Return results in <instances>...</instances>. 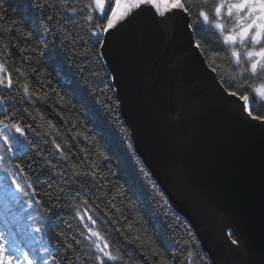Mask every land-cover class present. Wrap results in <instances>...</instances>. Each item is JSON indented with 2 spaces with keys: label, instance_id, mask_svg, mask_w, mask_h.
<instances>
[{
  "label": "trees",
  "instance_id": "16d2710c",
  "mask_svg": "<svg viewBox=\"0 0 264 264\" xmlns=\"http://www.w3.org/2000/svg\"><path fill=\"white\" fill-rule=\"evenodd\" d=\"M87 2L69 0L77 9L83 8ZM4 11L5 26L19 21L22 31L3 38V43L9 44L11 55L0 47V61H7L11 70L35 67L37 73H43L32 74L31 88L38 94L49 93V99L46 103L37 101L31 104L27 99L21 103L22 78L7 93L14 99L0 105V111L15 104L19 114L34 126L35 131L29 132L28 136L35 146L27 153L12 156L0 141V156L3 157L0 176L5 175V170L16 172V165L31 175L44 169L42 179L36 185L39 193L36 199H41L45 207L61 202L65 204L55 209L56 214L51 216L47 233L53 251L59 253L57 259L61 264H65L62 258L66 255L71 257V264H95L94 260H83L89 241L80 233L87 232L75 218L71 207L78 201L69 193L80 191L78 186L81 183L90 189L87 194L90 202L94 201L100 209L108 212L107 215L104 211L90 213L97 221L93 227L106 236L110 234L129 254L124 264H160V259L151 255L149 245L162 254V259L174 260L175 264H180L188 250L193 251L195 264H213L193 227L173 209L136 152L96 39L91 38L86 46L92 50L88 57L80 54L85 46L76 37L79 34L83 39H89L87 22L82 19L88 10L85 8L83 13L78 11L73 16L59 0H5ZM49 16L53 17L51 21ZM61 24L67 34L59 31ZM29 31L33 35L26 38ZM192 37L212 46L214 51L220 50L217 36L197 33ZM17 92H20L19 96ZM2 96L0 93V98ZM23 108H28L33 114H42L44 120L41 121L39 115L32 120L28 113L22 111ZM48 121L59 128V136L55 132L48 134L51 131ZM73 136H76L75 140H72ZM65 138L71 148L64 149L68 158L61 159L52 141L56 140L63 147ZM37 152L41 155L38 156ZM48 161H51V166ZM61 189L64 190L63 201L55 199L62 195ZM48 195L53 198L51 201L47 199ZM85 195L81 191L80 198ZM26 208L11 200L3 180H0V229L11 232L15 242L24 238L22 223ZM121 233L133 240L136 236L141 239L128 243ZM140 243H144L143 249L138 247ZM24 246L23 243L20 247ZM142 251L148 252V257L142 256Z\"/></svg>",
  "mask_w": 264,
  "mask_h": 264
},
{
  "label": "water",
  "instance_id": "95a60500",
  "mask_svg": "<svg viewBox=\"0 0 264 264\" xmlns=\"http://www.w3.org/2000/svg\"><path fill=\"white\" fill-rule=\"evenodd\" d=\"M187 23L142 6L101 56L136 152L212 263L264 264V126L224 92Z\"/></svg>",
  "mask_w": 264,
  "mask_h": 264
},
{
  "label": "snow or ice",
  "instance_id": "6c2138e0",
  "mask_svg": "<svg viewBox=\"0 0 264 264\" xmlns=\"http://www.w3.org/2000/svg\"><path fill=\"white\" fill-rule=\"evenodd\" d=\"M4 2L5 0H0V47L4 49L5 53L11 55L9 44L3 43V38H10L13 33L21 32L22 29L19 21H12L8 26H5ZM59 2L73 16L78 11L83 13L85 8L88 10L82 19L87 22L89 39L85 40L79 34L76 37V39L83 41L85 47L80 54L84 57H88L92 51L86 47L91 38H95L97 46L102 47L106 41L101 38L109 34L111 30L128 19L135 11L141 9L142 6H149L154 15L159 18H166L176 13L183 14L189 21L186 28L192 34L210 33L218 37L220 50L214 51L212 46L198 40L193 41L192 47L203 58L207 69L215 74L214 78L218 80L224 92L241 104L243 112L251 121L264 126V114H262V110H264V0H88L80 9L72 7L69 0H59ZM52 19V16L48 17L49 21ZM59 31L67 34L62 24ZM25 35L26 38H31L33 33L29 31ZM73 42L75 43V39ZM222 64L225 67H221ZM32 74L43 75V73H37L35 67L26 70H11L7 61H0V93H3L2 98H0V105L14 99L7 93L13 90L17 83L21 82V78L23 97L20 102L23 103L27 99L31 104H36L37 101L46 103L49 99V93L38 94L37 91L32 90ZM40 83L42 84L43 81ZM16 95L19 96L20 92H17ZM63 106L66 107V105ZM22 111L28 113L32 120H36L38 115L41 121L44 120L42 114H33L28 108H23ZM48 125L51 129L49 135L52 132L60 135V130L56 125L52 124L51 121H48ZM34 131L33 124L28 123L19 114L15 104L0 111V141H2L5 150L12 156H16L17 153H27L34 148V142L28 136L29 132ZM75 139L76 136H73L72 140ZM52 143L61 159L68 158V153L64 149H70L71 144L66 138L63 147L56 140H53ZM36 154L41 155L39 152ZM2 159L3 157L0 156V160ZM47 163L51 166V161ZM16 169V172L5 170V175L0 176L6 192L13 202L20 203L27 208L35 206L43 209L46 214L45 219H50L52 215H55L57 207L65 206L61 202L53 204L52 207H45L41 199H36L39 195L36 185L42 179L43 168L35 175L25 174L24 169L19 165H16ZM89 174L83 173V175ZM77 175H81V173H77ZM78 187L80 191L70 192L69 195H73L78 201L73 203L71 207L75 211V218L87 232L85 234L82 231L80 234L89 241V244L85 246L88 252L84 255L83 260L85 262L94 260L95 264H124L129 254L117 245L110 234L106 236L93 227L97 221L90 213L104 211L107 215L108 212L100 209V206L94 201L90 202L87 195L90 193V189L85 184L81 183ZM81 191L86 193L82 199L80 198ZM63 192L64 190L61 189L62 195L55 199L63 201ZM47 199L51 201L53 198L48 195ZM112 207L115 206L112 205ZM27 219L33 221L35 225L30 224L28 226L32 232L42 233L44 224L41 220L35 219L32 215H29ZM124 239L128 243H133L140 241L141 237L136 236L133 240L124 235ZM34 242L38 241H35L34 238ZM76 243L80 244L81 242L76 241ZM232 243L236 244L237 241L232 240ZM138 247L143 249L144 243H140ZM35 251L38 253L42 251L47 255L33 256L31 252L21 248L15 242L11 232L0 229V264H49L50 260L54 264H61V260L57 259L58 252L49 251L43 245ZM149 251L152 256L160 259V264H175L174 260L162 259V254L152 248L151 245H149ZM141 255L148 257V252L142 251ZM62 259L65 264H71L69 255ZM195 259L193 251L188 250L180 264H195Z\"/></svg>",
  "mask_w": 264,
  "mask_h": 264
},
{
  "label": "rangeland",
  "instance_id": "374dc122",
  "mask_svg": "<svg viewBox=\"0 0 264 264\" xmlns=\"http://www.w3.org/2000/svg\"><path fill=\"white\" fill-rule=\"evenodd\" d=\"M29 215H32L35 219L41 220L44 224V227L42 229V233L37 234L31 231V229L28 227L30 224H32L33 226H35L33 224V221H30L27 219V217ZM181 215V214H180ZM46 214L43 212V210H41L40 208H37L35 206L31 207V208H26L25 213L23 214V222L22 223V232H23V236L24 238L22 239L23 241H17L16 243L20 246H22V244L24 243L25 246L24 248L26 250H28L29 252L32 253L33 256H37V255H47V253L44 252H37L35 251L36 249H40L41 245L47 247L49 249V251H53V245H51L47 233H48V229L49 226L51 224V218L50 219H45ZM182 216V215H181ZM183 217V216H182ZM34 238L35 241L38 242H34ZM49 264H54L53 261H49Z\"/></svg>",
  "mask_w": 264,
  "mask_h": 264
},
{
  "label": "bare ground",
  "instance_id": "6f19581e",
  "mask_svg": "<svg viewBox=\"0 0 264 264\" xmlns=\"http://www.w3.org/2000/svg\"><path fill=\"white\" fill-rule=\"evenodd\" d=\"M110 73V72H109ZM111 75V74H110ZM148 169V168H147ZM149 170V169H148ZM150 172V171H149ZM151 173V172H150ZM152 175V174H151ZM152 177H153V175H152ZM154 178V177H153ZM163 191V190H162ZM164 192V191H163ZM164 194H165V192H164ZM166 195V194H165ZM166 197H167V195H166ZM167 199H168V197H167ZM169 201V200H168ZM176 211V210H175ZM177 212V211H176ZM228 233H230V229H228ZM232 239H234L233 237H232Z\"/></svg>",
  "mask_w": 264,
  "mask_h": 264
}]
</instances>
